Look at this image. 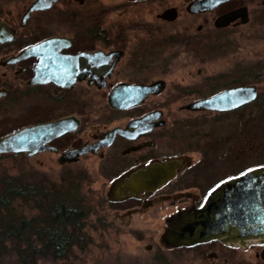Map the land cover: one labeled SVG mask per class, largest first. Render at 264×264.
I'll return each mask as SVG.
<instances>
[{
    "label": "flooded vegetation",
    "instance_id": "1",
    "mask_svg": "<svg viewBox=\"0 0 264 264\" xmlns=\"http://www.w3.org/2000/svg\"><path fill=\"white\" fill-rule=\"evenodd\" d=\"M38 1L42 6L32 9ZM201 1L0 0V139L29 131L36 144L0 156L19 155L24 166L70 169L96 159L103 169L119 171L115 184L184 154H166L169 120L196 126L208 116L264 119V0ZM240 40L246 42L242 72L233 66ZM171 48L202 64L213 57L231 64L216 73L201 65L189 70L195 82L184 77L169 84ZM248 87L257 96L238 108H193L224 91ZM178 101L176 113L172 105ZM60 120L67 130L55 135L51 126ZM70 152L79 153L61 161ZM189 160L160 188L124 200L107 197L117 212L150 213L161 220L159 227L127 226L136 253L116 264H248L235 255L259 248L256 256L264 261V239L198 240L200 227L189 224L213 189L249 170L218 180L212 173L191 178L194 187L210 185L200 193L175 189L180 176L196 166Z\"/></svg>",
    "mask_w": 264,
    "mask_h": 264
},
{
    "label": "rangeland",
    "instance_id": "2",
    "mask_svg": "<svg viewBox=\"0 0 264 264\" xmlns=\"http://www.w3.org/2000/svg\"><path fill=\"white\" fill-rule=\"evenodd\" d=\"M245 45L246 42L243 40L235 41L234 44L233 66L235 71L240 70L238 72L243 71L246 60ZM169 54L170 71L166 75L169 84L180 83L184 77H187L188 82H195V74L189 73V70L195 72L201 65L206 67L208 72L216 73L226 70L231 64L226 58L218 57H213L202 64L194 55L188 52L180 53L177 48H171ZM179 105H181L179 101L172 105L176 113ZM238 116L237 114L232 117L208 116L210 120L196 126L188 124L184 126L179 122L172 125L173 120H169L166 128L168 135L166 154L184 152L179 159L188 157L196 165L192 171L180 176L174 185L175 189L200 193L203 188L206 190L210 185L194 187L191 185V178H200L202 175L212 173L215 176H211L218 180L253 168L264 167V119L254 116L243 120ZM45 160L48 159L43 157V161ZM31 164L22 165L19 155H1L0 180L14 178L25 185L35 186L36 183H41L40 187L54 188L57 193L55 198L52 197V201L62 199L69 205L76 203L83 210L85 218L82 223L87 235L83 240L85 244L74 247L66 258L38 256L35 264H116L117 259H129L133 252L136 253V241L127 226H161L160 218L153 214L144 213L135 217L127 212H117L119 207L109 204L107 197H111L114 186L112 179L119 171L103 169L99 160L88 159L83 162V166H74L71 169L55 164L53 168L41 167L34 162ZM84 166L87 169H84ZM19 205L17 214L30 220L41 216L40 206L42 207L44 203H41L38 197L23 200ZM173 210L170 209L171 212ZM153 218L157 220L154 221ZM21 245L25 248L27 246L24 243ZM15 249V243L9 244V252L0 258V264H21ZM256 250L259 252L261 248L251 249L249 252L241 251L235 258L245 259L248 264H264V261L256 256Z\"/></svg>",
    "mask_w": 264,
    "mask_h": 264
},
{
    "label": "water",
    "instance_id": "3",
    "mask_svg": "<svg viewBox=\"0 0 264 264\" xmlns=\"http://www.w3.org/2000/svg\"><path fill=\"white\" fill-rule=\"evenodd\" d=\"M216 0H203L202 4H209ZM38 1L32 9L42 6ZM257 96L254 87L236 88L224 91L211 99L203 100L197 105L207 109L226 111L238 108L250 102ZM254 97V98H253ZM117 105V99H112ZM58 135L67 130L66 121L60 120L51 126ZM40 130V129H39ZM38 130V131H39ZM31 132H17L0 139L1 153H19L36 146L31 142ZM83 152V151H79ZM66 154L61 161L70 160L75 153ZM190 160L172 158L163 163L151 164L147 168L134 171L115 182L111 190V197L124 200L146 191L160 188L172 180L179 170L188 166ZM247 175L230 179L216 189L208 203L194 215V222L189 223L192 228L200 227L198 240L225 235H236L235 239H264V167L251 169Z\"/></svg>",
    "mask_w": 264,
    "mask_h": 264
},
{
    "label": "trees",
    "instance_id": "4",
    "mask_svg": "<svg viewBox=\"0 0 264 264\" xmlns=\"http://www.w3.org/2000/svg\"><path fill=\"white\" fill-rule=\"evenodd\" d=\"M56 193L52 187L25 185L14 178L0 180V258L8 254L9 244L15 243L21 264H35L39 257L63 259L73 244L86 239L82 209L62 199L52 201ZM38 197L44 203L40 217L29 220L17 214L21 201Z\"/></svg>",
    "mask_w": 264,
    "mask_h": 264
},
{
    "label": "snow or ice",
    "instance_id": "5",
    "mask_svg": "<svg viewBox=\"0 0 264 264\" xmlns=\"http://www.w3.org/2000/svg\"><path fill=\"white\" fill-rule=\"evenodd\" d=\"M253 98H254V97H253ZM249 171H252V170L250 169ZM241 175H242V176H243V175H247V173H242ZM217 187H219V185H218ZM213 191H215V189H213ZM210 194H211V193H210ZM262 223H264V221H262Z\"/></svg>",
    "mask_w": 264,
    "mask_h": 264
}]
</instances>
